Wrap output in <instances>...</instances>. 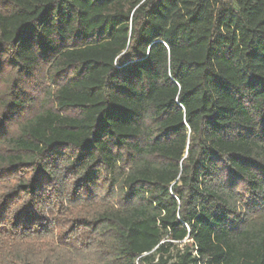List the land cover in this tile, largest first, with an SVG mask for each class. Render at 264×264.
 I'll list each match as a JSON object with an SVG mask.
<instances>
[{
    "label": "trees",
    "instance_id": "1",
    "mask_svg": "<svg viewBox=\"0 0 264 264\" xmlns=\"http://www.w3.org/2000/svg\"><path fill=\"white\" fill-rule=\"evenodd\" d=\"M0 264H264V0H0Z\"/></svg>",
    "mask_w": 264,
    "mask_h": 264
},
{
    "label": "rangeland",
    "instance_id": "2",
    "mask_svg": "<svg viewBox=\"0 0 264 264\" xmlns=\"http://www.w3.org/2000/svg\"><path fill=\"white\" fill-rule=\"evenodd\" d=\"M178 248H184V244L183 245H179ZM177 248H175L173 251L176 252Z\"/></svg>",
    "mask_w": 264,
    "mask_h": 264
}]
</instances>
